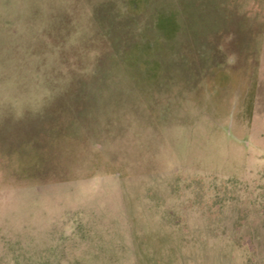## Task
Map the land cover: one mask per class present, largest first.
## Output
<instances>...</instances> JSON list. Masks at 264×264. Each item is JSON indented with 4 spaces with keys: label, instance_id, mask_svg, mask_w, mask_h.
Returning <instances> with one entry per match:
<instances>
[{
    "label": "rangeland",
    "instance_id": "1",
    "mask_svg": "<svg viewBox=\"0 0 264 264\" xmlns=\"http://www.w3.org/2000/svg\"><path fill=\"white\" fill-rule=\"evenodd\" d=\"M0 264H264V0H0Z\"/></svg>",
    "mask_w": 264,
    "mask_h": 264
}]
</instances>
